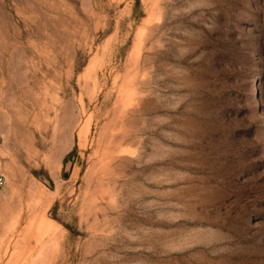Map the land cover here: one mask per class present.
<instances>
[{
  "label": "rangeland",
  "instance_id": "374dc122",
  "mask_svg": "<svg viewBox=\"0 0 264 264\" xmlns=\"http://www.w3.org/2000/svg\"><path fill=\"white\" fill-rule=\"evenodd\" d=\"M0 176V264H264V0H0Z\"/></svg>",
  "mask_w": 264,
  "mask_h": 264
},
{
  "label": "built area",
  "instance_id": "2783aa9c",
  "mask_svg": "<svg viewBox=\"0 0 264 264\" xmlns=\"http://www.w3.org/2000/svg\"><path fill=\"white\" fill-rule=\"evenodd\" d=\"M3 183H4V181H3L2 177L0 176V188L3 186Z\"/></svg>",
  "mask_w": 264,
  "mask_h": 264
},
{
  "label": "water",
  "instance_id": "95a60500",
  "mask_svg": "<svg viewBox=\"0 0 264 264\" xmlns=\"http://www.w3.org/2000/svg\"><path fill=\"white\" fill-rule=\"evenodd\" d=\"M66 177H67V173L64 174V178H66Z\"/></svg>",
  "mask_w": 264,
  "mask_h": 264
}]
</instances>
